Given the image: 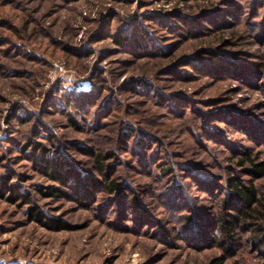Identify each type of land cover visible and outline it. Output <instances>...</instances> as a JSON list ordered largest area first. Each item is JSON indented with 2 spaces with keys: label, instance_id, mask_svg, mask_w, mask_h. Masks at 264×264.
Returning <instances> with one entry per match:
<instances>
[{
  "label": "rangeland",
  "instance_id": "374dc122",
  "mask_svg": "<svg viewBox=\"0 0 264 264\" xmlns=\"http://www.w3.org/2000/svg\"><path fill=\"white\" fill-rule=\"evenodd\" d=\"M254 164L264 0H0V264H264V219L207 230Z\"/></svg>",
  "mask_w": 264,
  "mask_h": 264
},
{
  "label": "trees",
  "instance_id": "16d2710c",
  "mask_svg": "<svg viewBox=\"0 0 264 264\" xmlns=\"http://www.w3.org/2000/svg\"><path fill=\"white\" fill-rule=\"evenodd\" d=\"M105 158H101L99 155L98 162H99V170L100 173L103 175V177L107 180V182H102L97 180V184L100 183L102 187H104L107 190L115 191L117 189V186L112 182V186H110V181H108L111 178V175L113 174L112 166H105L104 164ZM44 162V161H43ZM58 164H55L54 161H45L43 164H40L39 169L42 172H45L47 176L50 178H53L55 180H59L62 184H66V175L64 172L59 170L57 167ZM59 166V165H58ZM254 172H257L259 175L263 174L264 168L261 167L260 164H254ZM62 169V168H61ZM233 191L231 194L234 195L235 199L233 201L226 200V205L231 204L233 206V210L236 211V213H233L232 215H226L225 217H217L212 222V225L208 226V231H212V238H217L216 236L219 234V232L224 233L225 239L228 242H235V230L238 223H244V224H252L255 223L258 220L264 219V204H261V198L259 197L258 190L255 188L254 185H245L241 182H237L233 184ZM45 193L50 196H62L67 195V193L59 192L58 189L52 188V187H46ZM44 192V191H43ZM8 194V198L11 202H15L19 199L20 196H18L17 191L14 189L13 186L9 184L8 179H3L0 176V195L5 196ZM22 198V197H21ZM28 202L27 200L25 201ZM225 205V204H224ZM263 209V210H261ZM191 223H199V220L197 222L194 221L193 218H189ZM199 226V225H198ZM201 226V225H200ZM263 233L261 230L259 235ZM258 236V235H257ZM231 246L228 247L226 250H230ZM209 264H224L223 259H213ZM233 264H239V263H233Z\"/></svg>",
  "mask_w": 264,
  "mask_h": 264
}]
</instances>
